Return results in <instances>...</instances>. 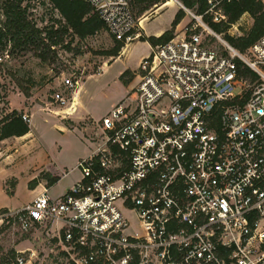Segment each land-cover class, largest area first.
<instances>
[{"label": "built area", "instance_id": "2783aa9c", "mask_svg": "<svg viewBox=\"0 0 264 264\" xmlns=\"http://www.w3.org/2000/svg\"><path fill=\"white\" fill-rule=\"evenodd\" d=\"M86 1L114 39L139 37L127 0ZM181 8L195 23L139 61L96 122L80 179L2 214L23 231L45 228L64 264H264V35L243 54ZM237 59L254 82L239 76ZM63 81L74 94L57 102L70 115L78 83Z\"/></svg>", "mask_w": 264, "mask_h": 264}, {"label": "rangeland", "instance_id": "374dc122", "mask_svg": "<svg viewBox=\"0 0 264 264\" xmlns=\"http://www.w3.org/2000/svg\"><path fill=\"white\" fill-rule=\"evenodd\" d=\"M173 1L181 8L178 0ZM23 7L40 28L57 25L60 20L59 13L48 0H24ZM172 12V8L161 10V14L157 13L152 19L150 17L155 12H147L143 25L148 34L139 28L140 21L135 30L140 32L139 35L148 36L159 31L162 34L170 28ZM3 20L0 11V24ZM192 23L195 21L185 12L173 36ZM251 23V17L245 13L229 28L228 33L238 35ZM202 37H206L205 32ZM147 43L137 37L124 43L118 57L108 56L105 52L115 46V39L105 28L83 40L67 35L63 44L55 46V54L48 62L35 57L31 46H21L14 49L12 54L6 55L5 52L1 55L0 119L13 109L30 119L27 134L11 137L0 144L2 209L14 212L23 207L33 199L34 190L38 191L42 186L47 188L49 179L56 174L67 173L54 187L57 192L80 179L77 161L90 153L94 141H99L94 136L98 132L95 124L111 105L123 97L126 87H130L133 71L129 70L130 73L123 78L127 84L122 82L120 76L128 69H136L140 58L150 53L151 45ZM212 47L222 49L219 42ZM8 50H11L10 46ZM65 78L78 83L76 90L81 85L77 95L81 105L77 107L83 118L77 116V110L73 114H65L57 102L59 96L71 98L74 94L64 85ZM2 214L0 225L6 219V228L0 236V245L5 249L15 248L19 253L17 258L22 259L23 264H64L56 239L48 235L45 228L37 226L23 231L14 219L9 220L11 218ZM132 221L135 222L134 218Z\"/></svg>", "mask_w": 264, "mask_h": 264}, {"label": "trees", "instance_id": "16d2710c", "mask_svg": "<svg viewBox=\"0 0 264 264\" xmlns=\"http://www.w3.org/2000/svg\"><path fill=\"white\" fill-rule=\"evenodd\" d=\"M53 8L59 13L58 24L49 27H38L29 18V14L23 7L24 0H0V11L4 20L0 24V57L12 54L18 47H32L33 55L42 62H48L55 54V46H60L65 42L67 35L83 40L88 36L95 35L105 29V24L99 17L94 7L86 0H48ZM167 0H127L136 21L147 12L161 5ZM183 7L192 10L195 14L201 15L202 20L224 40L232 45L240 53H246L248 48L264 35V1L263 0H178ZM212 8V12L208 11ZM213 12H220L224 19L213 20ZM249 14L252 19L251 26L242 30L238 35L228 33L229 28L237 23L243 14ZM185 16V11L179 8L170 23V28L159 36L144 34L139 35V40L148 42L151 47L162 44L171 38L175 27ZM218 42L213 36L207 34L204 43L207 46ZM10 46L11 50H8ZM66 47H68L66 45ZM124 47V42L115 39V46L105 52L108 56H117ZM222 48V47H221ZM238 74L248 82H254L256 74L243 62L236 60ZM129 70L124 71L120 78L123 80ZM132 78V77H131ZM21 112L16 109L6 113L0 119V144L11 137H21L30 131L27 121L22 118ZM49 176V175H48ZM57 176L49 179L48 185L55 183ZM6 209H0V213H6ZM10 218V217H7ZM9 220H12L9 219ZM5 222L0 225V236L5 230ZM19 253L13 247L5 249L0 245V264H18Z\"/></svg>", "mask_w": 264, "mask_h": 264}, {"label": "crops", "instance_id": "0c3cea01", "mask_svg": "<svg viewBox=\"0 0 264 264\" xmlns=\"http://www.w3.org/2000/svg\"><path fill=\"white\" fill-rule=\"evenodd\" d=\"M179 2V1H178ZM180 3V2H179ZM167 8H172L173 9V12H172V15H173V18H174V15L176 14V12L178 11V8L179 7H177L176 6V4L174 3V1L173 0H168V1H166L165 3H163V4H161V5H159V6H157L156 8H153L152 9V13L153 12H155V14L154 15H152L150 18L152 19L153 18V16L155 17V16H157V13H158V15L159 14H161V13H159L161 10H166ZM160 10V11H159ZM146 16L144 15V16H142L138 21H140V25H141V27H139L140 29H141V31L145 34L146 32L144 31V22L146 21V18H145ZM173 18H172V20H173ZM142 19V20H141ZM150 19V20H151ZM138 21H137V24H138ZM138 33H140L139 31H137ZM146 34H148V33H146ZM161 34V31H159V32H155V33H153V34H150V35H154V36H159ZM149 36V35H148ZM148 44V43H147ZM149 45V44H148ZM150 46V45H149ZM151 47V46H150ZM148 55V54H147ZM119 56V55H118ZM117 56V57H118ZM146 56V55H145ZM145 56H142L141 58H140V60L143 58V57H145ZM116 57V58H117ZM139 60V61H140ZM139 64V63H138ZM137 68H138V66H137ZM137 68L136 69H134V70H132V69H128V70H131V71H133V75H134V73H135V71L137 70ZM132 75V76H133ZM133 78V77H132ZM131 78V79H132ZM130 82H128V84H129ZM81 86V85H80ZM80 86H79V88H78V90H77V93H76V100H77V106H80L81 105V103H80V101H79V98H78V92H79V89H80ZM127 89H126V92L128 91V89H129V85L126 87ZM126 94V93H125ZM124 94V95H125ZM123 95V96H124ZM122 98V97H121ZM120 98V99H121ZM120 99H118L117 101H119ZM114 105V104H113ZM113 105H111V107L113 106ZM110 107V108H111ZM109 108V109H110ZM77 112H78V107H77ZM78 114H79V112H78ZM79 118H83L80 114L79 115H77ZM50 173H52V171H49ZM56 176L58 177V180L55 182V183H53V184H50V185H47V189H48V193L51 195V196H53V197H58V196H60V195H62L67 189H69L72 185H73V183L72 184H68L67 186H65L64 188H61V190L60 191H56V190H54V187H56L57 186V184H59V182L61 181V178H63V176H67V173H64L63 175H60V176H58L57 174H56ZM79 180V179H78ZM77 180V181H78ZM77 181H75V182H77ZM44 188H46L45 186H42V189H40V190H38L37 191V189L36 190H34V195H33V198L35 197V196H37L39 193H41L42 192V190L44 189ZM32 200V199H31ZM0 208H4V206H2V207H0Z\"/></svg>", "mask_w": 264, "mask_h": 264}, {"label": "water", "instance_id": "95a60500", "mask_svg": "<svg viewBox=\"0 0 264 264\" xmlns=\"http://www.w3.org/2000/svg\"><path fill=\"white\" fill-rule=\"evenodd\" d=\"M181 4V3H180ZM182 5V4H181ZM183 6V5H182Z\"/></svg>", "mask_w": 264, "mask_h": 264}]
</instances>
